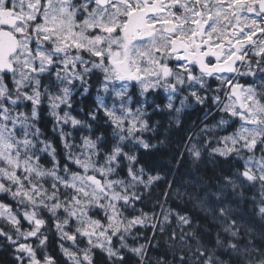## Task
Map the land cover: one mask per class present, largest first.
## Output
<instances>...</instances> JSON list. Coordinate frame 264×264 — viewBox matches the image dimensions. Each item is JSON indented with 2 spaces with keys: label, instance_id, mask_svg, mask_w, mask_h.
<instances>
[{
  "label": "snow or ice",
  "instance_id": "obj_1",
  "mask_svg": "<svg viewBox=\"0 0 264 264\" xmlns=\"http://www.w3.org/2000/svg\"><path fill=\"white\" fill-rule=\"evenodd\" d=\"M257 237L264 0H0L10 264H264Z\"/></svg>",
  "mask_w": 264,
  "mask_h": 264
},
{
  "label": "trees",
  "instance_id": "obj_2",
  "mask_svg": "<svg viewBox=\"0 0 264 264\" xmlns=\"http://www.w3.org/2000/svg\"><path fill=\"white\" fill-rule=\"evenodd\" d=\"M198 113L196 112H192L191 115L185 114L181 117L183 123L185 126L190 125L192 122H194L196 120ZM156 119H160V117H156ZM163 124L164 127L167 128L169 125V120L167 118H164L163 120ZM174 128V125H173ZM163 128L161 129V138H163ZM178 135V133H176L175 131H172V136L171 138L174 140L176 138V136ZM171 155V152L168 148H164L162 147L160 152L156 154V160L157 163L159 165H167L168 162V158ZM213 165L212 163L209 161L205 164H201L200 165V174H206L208 176L212 175L211 169H212ZM188 170V166L181 168V173H186ZM185 179H188L189 177L187 175H185L184 177ZM255 243L260 246L262 244H264V241H261L258 237L255 240ZM225 259H228V257H224ZM11 261V256L9 253L7 252H0V264H10Z\"/></svg>",
  "mask_w": 264,
  "mask_h": 264
}]
</instances>
